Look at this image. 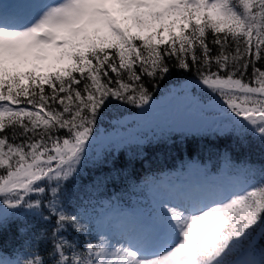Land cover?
<instances>
[{
  "label": "snow or ice",
  "instance_id": "1",
  "mask_svg": "<svg viewBox=\"0 0 264 264\" xmlns=\"http://www.w3.org/2000/svg\"><path fill=\"white\" fill-rule=\"evenodd\" d=\"M20 7L0 5V231L10 218L23 234L42 227L0 264H264V170L94 225L65 202L105 115L150 109L172 68L213 96L241 143L264 146V0Z\"/></svg>",
  "mask_w": 264,
  "mask_h": 264
},
{
  "label": "trees",
  "instance_id": "2",
  "mask_svg": "<svg viewBox=\"0 0 264 264\" xmlns=\"http://www.w3.org/2000/svg\"><path fill=\"white\" fill-rule=\"evenodd\" d=\"M186 84L190 85L188 89L193 94L196 86L194 77L172 68L170 75L156 82L151 102L166 106L169 103L175 104L182 97L180 86ZM173 91L174 97L168 99L167 96H171L170 93ZM202 96L203 99H197L198 106H195L200 108L198 112L203 109L205 111L201 113L204 112L207 116L218 114L216 103L213 105V96L210 93H203ZM205 96H210L211 99H206ZM204 105L208 109L202 107ZM154 112L158 114L157 111ZM140 114L141 110L131 106L112 109L98 124L97 135L101 136L115 130L122 133L130 130L127 121L131 116ZM152 116L147 113V117ZM191 161L201 164L208 170H215L221 165L235 172L250 169L258 177L264 170V146L250 136L241 143L238 135L230 131V128L211 131L205 129V132L191 134L174 131L161 136L149 135L140 130L137 135L130 136L129 141L118 147L108 145L103 147L100 143L98 149L92 145L78 174L67 182L66 206L70 210L86 214L88 219V212L91 211L88 207L94 205L95 200L102 197L115 201L124 199L126 195L134 193L147 175L155 174L164 168H181ZM29 220L31 221V217ZM31 222L36 223V228L31 229L28 234H23L18 231L21 220L10 218L5 228L0 231V250L10 257L22 251V246L30 238L31 233L42 227L37 221ZM40 247L43 250L45 244L41 242Z\"/></svg>",
  "mask_w": 264,
  "mask_h": 264
},
{
  "label": "rangeland",
  "instance_id": "3",
  "mask_svg": "<svg viewBox=\"0 0 264 264\" xmlns=\"http://www.w3.org/2000/svg\"><path fill=\"white\" fill-rule=\"evenodd\" d=\"M0 1H2L1 5L3 6V3L7 0ZM14 2H18L17 5L13 3L14 9L17 12H24L26 9L20 6L30 3L31 0H15ZM189 86H187V84L180 86L182 97L181 99H178L175 104L169 103V105L166 106L165 104L151 102V108L147 111L141 112V116H131V119L127 121L130 130L123 131V133L122 131L115 130L113 132L104 133L101 136L99 135L98 141L93 143L94 148L99 149L100 143L103 147L104 145L118 147L120 144L129 141L130 136L137 135L140 130H143L149 135L161 136L174 131L191 134L205 132V129L211 131L214 129L224 130L231 128L230 125L227 128L225 127L226 121L223 120L220 112L214 116H207L204 112L201 113L202 111H205L203 109L198 112L200 108L198 109L195 107L198 106L197 99L202 100L203 93L206 94L208 92L202 90L201 87L195 86V90L192 91L193 94H191L188 89ZM170 94L172 95L167 96L168 99L174 97L175 91ZM204 98L211 99L210 96H205ZM212 101L214 105L216 102H214V99ZM202 107L208 109L205 105ZM149 110L153 111L151 112ZM154 110L157 111L158 114H156ZM147 113L152 114L153 116L147 117ZM155 122L157 124H155ZM192 163L194 162H188L181 168H164L155 174L147 175L146 178L136 187L134 193L126 195L124 199H120L119 201L103 197L99 200H95L96 203L88 207V209L91 210L88 212V219L94 225L96 221L106 218V215L110 212H114L112 216L124 211L133 212L131 214H135V216L143 215V212L145 213L146 211L150 212L155 205L158 204L161 198H166V191L163 189V185L165 183L180 181L185 177V174H187V178L190 180L189 182H191L189 185L191 191L193 189L192 182H194V175L198 176L199 181L211 177L216 181L215 183L220 184L227 183L239 173L229 171L224 165H221L215 170H208L204 166L198 165V163L197 165H193ZM191 166L196 168L195 171L197 174H193L194 172L191 173L189 171ZM138 203L140 204V207L136 206ZM110 222H115V220H111ZM0 252H2L6 258H13L2 250H0Z\"/></svg>",
  "mask_w": 264,
  "mask_h": 264
},
{
  "label": "bare ground",
  "instance_id": "4",
  "mask_svg": "<svg viewBox=\"0 0 264 264\" xmlns=\"http://www.w3.org/2000/svg\"><path fill=\"white\" fill-rule=\"evenodd\" d=\"M0 2H1L0 3V5H1L2 1H0ZM3 8L5 10H11V9L14 8V5H13V3L10 2V0H7V1H5L3 3ZM192 164L193 165H197L196 163H192ZM195 170H196V168L193 167V166H191L189 168V171L191 173L194 172L193 174H197ZM184 176L185 177L183 179H181L180 181L178 180V181L172 182V183H165L163 185V189H165V191H166V197L176 196V195L184 194V193L190 191V189H189V179L187 178V174H185ZM215 182L216 181H214L211 177L204 178L202 181H199L198 180V176L194 175V183H193L194 186H192V187H193V189L198 187V186L199 187H208V186H211V184H217ZM171 190H173V191H171ZM122 213L128 214L129 216H135V214H131L133 212H125L124 211ZM113 214H114V212H110L106 216L109 217V216H112ZM112 223H114V222H112Z\"/></svg>",
  "mask_w": 264,
  "mask_h": 264
}]
</instances>
